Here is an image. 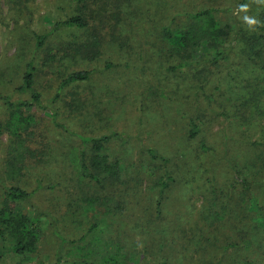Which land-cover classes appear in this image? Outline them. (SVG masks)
I'll list each match as a JSON object with an SVG mask.
<instances>
[{"label":"trees","instance_id":"16d2710c","mask_svg":"<svg viewBox=\"0 0 264 264\" xmlns=\"http://www.w3.org/2000/svg\"><path fill=\"white\" fill-rule=\"evenodd\" d=\"M70 1L75 3L76 13L57 21L48 30L37 33L34 54L40 59V63L35 66L34 62L30 61L23 71L21 84L12 90V94L28 96L12 99L9 94H0V108L4 110V118L0 119V136L5 132L9 136V144L6 145L8 153L3 155L0 161V250L20 255V261L23 263L31 260L46 234L42 218L49 215V225L53 227L52 235L57 236L59 240L56 261H60L64 245L70 244V250L84 254L86 260L77 258L67 261V264H129L126 260L128 237H125L124 242L118 241V244L111 246L105 254H101L100 263L88 261L85 251L88 246L94 245L93 240L99 238L92 236L90 241L86 239L95 223L78 238L67 239L60 232L58 222L59 219H65L64 215L55 217L50 211H44L31 202V197L42 187L69 190L70 185L65 182L69 178L58 182L48 180L46 186H43L41 177L36 178V186L31 191L14 184H5L4 178L6 176L7 179H15L16 175L23 172L31 173L28 169L25 171L30 165L27 163L28 157L54 164L66 157V152L59 153L50 145L33 144L35 114L45 107L42 93L35 88L38 81L34 76L36 71L41 70L39 66L44 68V73L50 71L56 75L55 79L58 81L47 76L39 82L42 87L54 88L53 101L58 99V103H61L51 108L53 117L56 118L58 113L72 112L73 115L81 117L83 124L90 126L92 121L100 123L104 120L100 111H114L112 97L117 94L114 93L113 86L106 82L107 85L99 89L97 85L96 80L101 70L106 71L121 63H132L136 66L134 63L140 61L141 64L136 69L149 72L154 69L153 63L159 58L165 59V63L161 61L159 65L160 69H164L165 85L160 78L150 82L145 96L143 95V102H148V108L155 112L165 109L167 100L172 102L170 105L186 106L188 111H183L187 126L184 143L172 149L173 156L170 158L158 154L156 148H147L140 160L131 164L132 155H127L126 159L110 158L108 144H105L111 139L109 135H80L83 144L79 150V173L96 183L105 182L108 189L102 191V195L98 191L92 196L82 193L80 200L84 201L86 209L99 202L107 206L108 212H115L117 216L112 224L115 228L120 226L122 218H127L129 223L125 234L128 236L133 234L135 229H147L148 235L152 230L151 241H161L159 244L151 242L150 244H156L152 247L159 249L162 245L168 252L158 255L155 262L143 264H188L190 259H195V255L192 256L190 250L184 251L180 247L194 246L196 248L192 250L201 253L205 246L201 239L209 237V227H213L212 224L217 223L215 227L221 229V235L218 237L227 236L229 233L225 231H231L234 227L231 225V215L221 217L217 211L219 208L214 207L217 202L210 200V194L219 192L216 189L219 185L215 174L208 173L209 176H206V172H202L207 162H228L233 170V182L237 180L243 188L241 197L249 195L247 205L255 204L258 209L264 211V196L259 200L258 197L250 196L255 189L264 194V176L256 182L239 177L241 173L233 169L238 167L236 161L231 158L232 144L216 142V145L209 147L212 152L209 159L208 146L201 143L190 144L199 141L197 136L202 130L200 119L209 111L224 117L234 125L237 123V132L243 134L251 130L253 124H261L264 121V0H233L235 6L237 5V13L226 18L218 16L219 7L223 4L220 0H208L209 4L196 9L186 8L189 0H100L99 9L97 4L91 5L90 8V3H86L89 0ZM126 3H129L130 7L125 11L122 7L127 5ZM108 4H114L115 12L111 11V14L106 16L105 6ZM242 4L249 5L247 12L240 10L239 6ZM235 6L222 10H234ZM245 15L257 19L260 23L247 24ZM145 17L150 21L152 28L142 36L138 34L139 21H144ZM128 18L132 20L130 26L137 31L125 34L120 30L119 22L126 23ZM110 20L115 21L113 23ZM106 25V30L94 32L95 28L103 29ZM77 28L82 30V33L69 36L58 34L59 30L64 33V30L68 29L69 33L77 31ZM105 53L113 54L115 58L110 56L103 59ZM139 55L146 59L142 61ZM91 62H95L93 67L83 66ZM108 76L110 77L109 74ZM64 90H67V95L61 96ZM200 96L202 98L198 99ZM117 97L121 99L122 96ZM163 97L167 98L162 101ZM132 103L134 101L130 104ZM140 105L142 106L141 102ZM240 108L243 109L242 112ZM108 110L106 112L111 113ZM164 112L166 110L161 113ZM261 127L263 132L264 123ZM262 132L252 144L264 147ZM229 136L226 135V138ZM237 140L244 142L240 137ZM255 155L250 161L251 167L264 168L263 157ZM138 166L140 167L135 172L134 169ZM130 167L132 171L129 170ZM145 179H148L149 184L144 188ZM208 182L211 183L210 187L207 186ZM76 185L78 184H73L72 187ZM156 188L149 202L141 197V194L150 197L148 193ZM196 191L207 193L205 196L210 200V204H206V211L199 216L189 214L194 209L191 196ZM59 196L58 194L53 198ZM207 198L205 197V200ZM242 200L245 202V199ZM110 204H113V209L108 206ZM134 205H137V210ZM183 209L185 213L182 212ZM184 215L187 216L186 221ZM259 215L254 210L250 216L251 221ZM155 221L161 223V227L156 230L153 229ZM263 232L261 226L253 225L245 233L250 242L248 259L250 255H257L264 247ZM112 240L111 238L110 241ZM234 245L236 246L235 243L224 240L220 249L228 250ZM174 249L181 250L180 253H175L176 258L172 252ZM88 252L94 250L89 249ZM184 255H188V258L182 260Z\"/></svg>","mask_w":264,"mask_h":264},{"label":"rangeland","instance_id":"374dc122","mask_svg":"<svg viewBox=\"0 0 264 264\" xmlns=\"http://www.w3.org/2000/svg\"><path fill=\"white\" fill-rule=\"evenodd\" d=\"M220 2H223L220 7L214 2L213 4L210 2L212 5L220 8L219 17L226 18L229 15L237 13V5L235 6L233 0H220ZM86 3H90V5H88L89 7L97 4L98 9L100 8L99 5H101L100 0L97 2L89 0ZM74 4L75 3L70 0H0V94H9L12 96V99H16L20 96H28L27 94H12V90L21 84L23 71L30 61H33L35 66H38L40 63V59L34 54L37 33L48 30L57 21L76 13ZM126 4L127 5L122 7L125 11L130 7L128 5L129 3ZM207 4H209L208 0L204 2L203 0H189V4H186L188 5L186 8L196 9ZM113 5L114 4H108L105 6L107 12L106 16L110 15L111 11L112 13L115 12ZM230 6H235L233 7L235 9L229 11L222 10V8L226 9ZM110 21L114 23L115 20ZM131 21L132 20L128 18L126 23L122 21L119 22V28L123 30L125 34L137 31L133 29V26H130ZM139 22L140 29L138 27L136 28H138V34L143 36L145 33L149 32V28H152V26H150L151 23L147 17L144 18V21L140 20ZM106 29L107 25L103 29L95 28L94 32L98 33ZM79 33H82V30L79 28H77V31H69V33L68 29L64 30V33H60V30L58 32V34L62 36ZM88 33L90 32L88 31ZM108 53L103 54L102 58H109L110 56L115 58L113 54ZM198 54L199 52L196 53L197 56ZM140 56L142 61L146 59L143 55H139V57ZM161 61L165 63V59L160 60L157 58L153 63L154 69L149 72L136 69V67L141 64L140 61L134 63L136 66L132 63L130 65L121 63L106 71L101 70L96 80L98 81L97 85L99 89L105 87V85H107L106 82H108L113 86L114 93L122 97L120 99L117 95H113L114 105H112L114 106V111L108 109L100 111L99 113H103L102 116H104V120L100 123L92 121L90 126L83 124L81 122V117L73 115L72 112H67L66 114L58 113L56 118L53 117V110L51 108H55L61 105V103H58V99L53 101L55 97L54 88H49V86L42 87L39 82L45 80L47 76L55 79L56 75L54 76L50 71L44 73V68L42 69L41 66L38 67L41 68V70L35 72L34 78L38 81L35 83V88L42 93L41 97L45 107L35 114L36 122L33 125L32 131L34 132L33 144L41 146L50 145L51 147H55L59 153L66 152V157L60 160L58 164H54V162L45 163L39 158L28 157L27 163H30V165L28 168L26 167L25 171L28 169L31 173L23 172L21 175H16L15 179H7L5 176L4 183L14 184L31 191L36 186V178H42V182L44 183L43 186L48 185V180L58 182L64 178H69L65 181L70 185L69 190H51L42 187L31 197V202L44 211H50L55 217L64 215L65 219H59L58 222L61 227L60 232L67 239L78 238L86 232L88 227L95 223L92 232L88 234L86 239L90 241L92 236L99 238L93 240L94 245L88 246L85 251L88 261L100 263L101 254H105L110 250L111 246L118 244V241L124 242L125 237L131 238H127L128 249L126 260L129 264L155 262L158 255L165 253V251L168 252L165 247L162 248V245L159 249L156 246L152 247L161 242L160 240L151 241L150 235H153L152 230L149 232L150 235H148L147 229H143V231H141V229H135L132 232L133 234L130 235L131 237L126 235L125 232L127 231L129 223L127 218H122V220H120V226L118 225L119 227H117L118 229L112 226L113 219L117 215L113 211L108 212L106 205L96 202L92 206L94 209H86V204L84 201L80 200L82 193L86 196H92L98 191L102 195V191L108 189L105 186V182L96 183L92 179L90 180V178H86L80 174L78 160L79 150L82 146L81 144H83L80 135H109L111 139L105 144H108L110 158L126 159L127 155H132L131 164L134 162L137 163L143 155L142 153H144L147 148H156L158 154L170 158L173 156L172 149L184 143L183 140L185 139V130L187 126L183 115L185 110L188 111L187 107L184 105H180L179 107L173 104L170 105L172 102L167 100L165 101L167 107L163 109L166 110V112L161 113L163 111L162 109V111L155 112L150 107L148 108V102H143L150 82L159 80L160 78L165 85L163 79L165 78L164 69L159 68ZM94 65L95 62L83 64L84 67H93ZM162 66H165V64H162ZM54 83L55 81L52 82V84ZM171 94L172 93H165V95ZM63 95H67V90H64L61 96ZM66 97L69 98V96ZM166 98L167 97H163L162 101ZM199 98H202V96L198 97V99ZM133 101L134 103L130 104ZM107 110L111 113L106 112ZM240 110L242 112L243 109L240 108ZM3 111L4 110L0 108V119L4 118ZM93 120H95V118ZM200 122L202 130L197 136L199 141L190 144L201 143L208 146L210 156H208L207 159H209L212 154L209 147L216 145V142L218 144H225V142L232 144L233 155L231 158L236 161V167H238L233 169L241 173L239 177L248 181L250 179L253 182L262 179V176H264V168L261 166L251 167L250 161L254 158L255 154V156H262L264 159V147L252 144L258 134L262 132L261 126H263L264 121L261 124H253L251 130H248L244 134L237 132V123L234 125L228 122L224 117L215 115V112L212 111L207 112L200 119ZM69 131H73L77 135L70 134ZM240 131H242L241 128ZM262 133L264 134V131ZM228 134L230 136L226 138ZM239 137L244 141L243 143L237 140ZM248 138L250 141H248ZM8 140L9 136L7 132L0 136V161L3 155H7L8 153V151H6V145L8 146L9 144ZM118 144H123V146L120 147ZM36 154L39 156V152ZM32 163L33 165L31 166ZM121 165L123 164L121 163ZM228 166V162L226 161L220 164L207 162L206 165L203 166L202 170H204L202 172L205 171L206 176H209L208 173H213V175L215 174L217 177L219 186L216 189L219 192L213 195L210 194V200L217 202L214 207H216V209L219 208L217 211L220 213L221 217L225 218V216L228 217L231 215L230 221H233L231 225L234 227L231 231L228 229L225 231L229 233L227 236L218 237V235H221V229L215 227L217 223L212 224L213 227H209L211 230L210 234H208L209 237L201 239L205 242V246L202 248L201 253L199 251H193L192 249L196 248L194 246L190 248L180 247V249L184 251L190 250L191 254L193 253L192 256L195 255V259H190L188 264H237L243 261H245L244 264H264V247L261 248V251H258L257 255H250V259H248L250 242L247 235L245 236L249 227L253 225L261 226V228L264 229V211L258 209V206L255 204L251 203V205H247L249 195H243L244 197H241L243 188L237 180L233 182V170L232 167ZM139 167L140 166L134 169V171H138ZM129 170L132 171V167H130ZM208 170L210 171L208 172ZM146 173L147 171H145V174ZM107 181L108 180H106V182ZM73 184L78 185L72 187ZM148 184V179H145L144 188ZM207 186L210 187L211 183L208 182ZM155 190H157V188L150 191L151 193H148L151 195L150 197L147 194H141V197H144L145 200L149 202ZM58 194L60 195L59 198L56 197L57 200L54 199L53 196H58ZM205 194L207 193H200L198 191L193 193L191 200L194 203V209L190 211L189 214L199 216L206 211V208H208L206 204H210V200ZM250 196L258 197L259 200L260 197L263 198L264 194L262 191L255 189ZM205 197L207 200H205ZM242 199H245V202ZM111 205L113 204L108 206H110V209H113ZM134 207L136 210L138 209L137 205H134ZM254 210L260 215L254 217L252 222L250 216ZM182 212L185 213L186 211L183 209ZM49 218V215L48 217L45 216L42 218L43 225L46 227V234L43 239H41L40 246L37 252L32 255L33 258L31 260L23 263L20 261V255L14 254L11 251L0 250V264H67V261L76 260L77 258L81 261L86 260V257L83 256L84 254L80 255L75 250L71 251L70 244L64 245L61 251L60 261L58 262L55 260L59 240L57 236L52 235L53 227L49 225ZM183 218L184 221H186L187 216L184 215ZM225 221L226 220H223V222ZM160 227V221H155L153 229L156 230ZM155 236H157V234H155ZM111 238L113 239L112 241H110ZM224 240L235 243L236 246L234 245L228 250H221L220 244H222ZM151 242L156 244H150ZM89 249H93L94 252H88ZM180 249L172 250L174 258L177 257L175 254L176 252H181ZM186 258H188V255L182 256V260ZM247 260H250V262Z\"/></svg>","mask_w":264,"mask_h":264},{"label":"clouds","instance_id":"9594fccd","mask_svg":"<svg viewBox=\"0 0 264 264\" xmlns=\"http://www.w3.org/2000/svg\"><path fill=\"white\" fill-rule=\"evenodd\" d=\"M239 7H240V10L244 11V12H247L248 9H249V5L248 4H242ZM244 20L249 25H255V24L260 23V21H258L257 19H255L253 17H250L248 15H245ZM262 26H264V25H262ZM251 30L255 31V29H251Z\"/></svg>","mask_w":264,"mask_h":264}]
</instances>
